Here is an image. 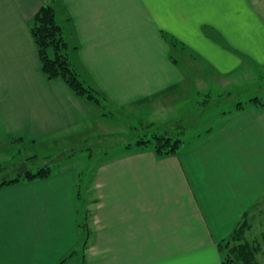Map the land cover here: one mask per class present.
I'll return each mask as SVG.
<instances>
[{
  "label": "crops",
  "instance_id": "1",
  "mask_svg": "<svg viewBox=\"0 0 264 264\" xmlns=\"http://www.w3.org/2000/svg\"><path fill=\"white\" fill-rule=\"evenodd\" d=\"M46 4L113 109L156 117L182 92L264 74V0H0V163L109 133L114 117L44 73L31 23ZM218 118L181 155L117 151L84 190L74 165L1 188V264H58L86 233L83 264H224L219 243L263 212L264 107Z\"/></svg>",
  "mask_w": 264,
  "mask_h": 264
},
{
  "label": "trees",
  "instance_id": "2",
  "mask_svg": "<svg viewBox=\"0 0 264 264\" xmlns=\"http://www.w3.org/2000/svg\"><path fill=\"white\" fill-rule=\"evenodd\" d=\"M31 32L38 47L43 71L49 79H63L79 96L92 99L103 108L109 105L106 97L82 78L71 57V46L66 38L64 28L57 21L56 11L52 5H43L38 10L31 23ZM250 88H254L256 92L264 91V75H261L256 83L245 85L243 88L226 94H219L215 91L204 93L201 102L197 103V113L190 115L183 122H177L174 125L171 121V123L169 121L166 123L141 121L140 127L132 129L125 136V140L119 138L124 136L122 134H109L107 140L111 141L110 138H116V141L108 142L104 146L102 154L109 157L117 151L149 148L161 156L181 155L184 146L189 144L192 139L210 132L211 128L206 127L204 130L201 128L202 119L210 114L226 115L231 112L227 109L229 101L236 102V111H242L249 107L263 108L264 95L256 93L247 101L241 99ZM67 156L64 154L58 157L59 162L65 160ZM93 156L92 153L91 157ZM18 158L15 156L12 160L5 162L4 166H0V189L23 181L49 177L62 168L60 163L58 168L50 164L53 159L49 161L46 159L44 163L43 158L37 155L20 159L21 162H18ZM50 158L54 157L50 156ZM82 176L84 175L80 174L81 180H83ZM81 180L79 187L84 190V183ZM82 225L88 226L84 222ZM244 227L245 223L240 222L235 231L219 243L224 264H264L258 257L262 243L258 240H248L244 234ZM87 238L88 233L81 237L77 246L71 249L58 264H63L74 256H77L78 264H83Z\"/></svg>",
  "mask_w": 264,
  "mask_h": 264
},
{
  "label": "rangeland",
  "instance_id": "3",
  "mask_svg": "<svg viewBox=\"0 0 264 264\" xmlns=\"http://www.w3.org/2000/svg\"><path fill=\"white\" fill-rule=\"evenodd\" d=\"M259 75V74H258ZM264 75V74H263ZM260 76V75H259ZM261 77H257L255 78V81H258V79H260ZM254 81V79L252 80ZM250 81V82H252ZM245 83H249L248 81L243 82L239 85H227L224 89L220 88L218 90H213L219 94H226L230 91H235L243 88L245 85ZM224 87V86H223ZM203 93H200L199 95V91H195L193 93L191 92H182L181 94L178 95L177 98L178 102H177V106L174 107L171 110H168L167 113H162L161 115H157L156 117H144V116H137L134 115L132 113H128L125 110H119V109H113L112 106L107 105L105 108H102V111H104V113H107L108 115L112 114L114 115V117H110L107 120H102V124H103V128H106L107 131H109V133H100L97 134L98 131H96L97 133H94L91 135V137H88L86 139H82L81 141H78L76 144V141H68V145H65L66 147L61 148L60 150H56V149H51L52 151H50V155H37L40 156L41 158H43V162L45 163L46 159L52 160L50 162V164H52L55 168L59 167V163L61 164L60 166H68V165H74L77 168H80V170H84V176H83V182L88 181L90 179V177L92 176V171L93 169L97 166V164L100 161L105 160L106 156L104 154H102V151L104 149V146L108 144V142H115L116 138H110L108 141L107 140V136L109 134H122L124 135L123 137H119L122 140L125 138L126 135H128V133L131 132L132 129L134 128H139L140 127V122L141 121H158L160 123H166V121H171L174 125L177 122H183L185 120L188 119V117L190 115H195V113H197V107H198V102H201L202 100V96L204 95V93H209L208 90H203ZM212 91V90H211ZM210 91V92H211ZM256 93H259L261 96L264 95V91H259L256 92V90H254V88H250L248 89L245 94L243 95V97L241 98L243 101H247L250 97L254 96ZM193 96H192V95ZM192 96V97H190ZM171 104H174V102H170ZM236 103V102H235ZM234 102L229 101L227 104V109L228 110H235L236 109V104ZM167 107H170V104L167 105ZM209 115V114H208ZM219 116V115H218ZM218 116L216 115H212L210 114L209 116H206L204 119H202L201 122V128L204 130L206 127L207 128H212L213 127H218L219 123H220V119L218 118ZM117 118H121L124 120L125 126L123 127H117L115 126L118 121ZM113 120V121H112ZM98 122V121H97ZM170 122V123H171ZM99 128V127H98ZM100 130V129H99ZM103 130V129H101ZM100 130V131H101ZM99 131V132H100ZM199 138H194L192 139L193 141H196ZM125 140V139H124ZM66 144V142H64ZM194 143V142H193ZM91 148V149H88ZM122 149V148H120ZM118 149V150H120ZM184 149L185 146H184ZM24 152V151H23ZM114 152V151H113ZM111 152V153H113ZM26 153V152H25ZM25 153H22L21 151L19 153L16 154L18 158V162H21L20 159H26L28 157H33L36 155H31L28 156L25 155ZM93 153V157L92 156ZM68 155L65 160H62L61 162L60 159H58V157H61L62 155ZM115 154V153H114ZM111 154L110 157H112ZM50 156H53L54 158H50ZM56 156V157H55ZM5 162L0 163V166H4ZM19 165V164H18ZM19 167V166H18ZM254 210L250 211V213H247V215L242 219L243 223H245V227H244V234L246 235V238L248 240H258L262 243L261 245V251L258 255L259 260L261 262H264V203H263V212H254ZM254 212V214H253Z\"/></svg>",
  "mask_w": 264,
  "mask_h": 264
}]
</instances>
